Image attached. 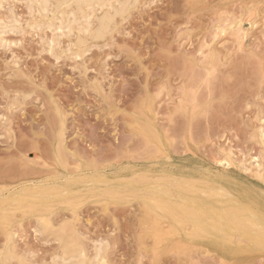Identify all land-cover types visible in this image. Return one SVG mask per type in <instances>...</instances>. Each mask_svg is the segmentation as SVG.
Instances as JSON below:
<instances>
[{"label": "rangeland", "instance_id": "obj_1", "mask_svg": "<svg viewBox=\"0 0 264 264\" xmlns=\"http://www.w3.org/2000/svg\"><path fill=\"white\" fill-rule=\"evenodd\" d=\"M30 4L0 0V254L12 235L18 259L49 263L63 232L81 236L90 256L108 245L110 264H264V247L242 231L193 239L145 206L167 191L198 209H227L233 196L264 211V181L245 170L264 160V0H142L79 58L84 19L72 25L55 4L49 14ZM96 175V188L80 181L81 192L55 197L69 179ZM197 181L227 194L178 186ZM35 190L48 202L32 204ZM22 192V203H7Z\"/></svg>", "mask_w": 264, "mask_h": 264}, {"label": "bare ground", "instance_id": "obj_2", "mask_svg": "<svg viewBox=\"0 0 264 264\" xmlns=\"http://www.w3.org/2000/svg\"><path fill=\"white\" fill-rule=\"evenodd\" d=\"M51 1L52 0H31V4L30 5L32 6V4H33V6H34V4L36 3L37 5H39V8L38 9H42L41 10L42 11L41 13H43V11H44L46 14H47V12L49 14V11L50 10H48V8H49V5L51 4ZM54 1H55L54 2V4H55V11L56 10L60 11V13L62 15V18H64V16H66V14H68V18L71 19V24L72 25H76V21L74 19L77 17V15H80L84 19L83 22H80L82 24V27L80 29H78V31L80 32V34H79L80 36L77 35L75 42H73L74 44L72 43L73 46L75 47V49L73 48L74 49L73 50V53H74L73 55H75V57H78L79 58L83 54H85V52H86L85 50H88V49L90 50V48L87 49L88 42L89 43L91 42L90 40H94V43H95V41H97V44H99L98 41H100V40L102 41V40L106 39L107 36L109 37L112 32L114 33L113 30L116 29L115 27H117L116 25L118 23L116 24V21H117L116 18H118L119 16L120 17H124V15L128 14L131 11V8H133L134 5H136V3L141 2L142 0H109V1H107V0L106 1L105 0H54ZM54 4L52 6L50 5L51 7H53L52 9H54ZM33 6H32V8H34ZM70 8L74 9V11L69 12V9ZM72 9H70V11ZM36 11H37V8H36ZM55 11H54V13L51 12V14L52 15L55 14ZM100 12H101V14H100ZM45 13H44V15H45ZM46 16L47 15H45V17ZM65 18H67V17H65ZM57 19H59V18H56L55 21ZM52 20H54V19H52ZM240 22H242V21H240ZM58 23L59 22L57 21V24H55V25H59ZM77 23H79V22H77ZM53 24H54V22H53ZM79 25H77V26H79ZM61 27L58 28V29H61ZM72 27H74V26H72ZM71 29H73V28H71ZM238 30H239L238 32H240V29H238ZM71 31L72 30H67L66 34H70V36H71V34H72ZM61 34H63V33H61ZM55 44H56V42H55ZM97 44H95V45H97ZM50 45L52 46L51 48H53V46H55L53 40H52V42H51ZM211 73H212V71H211ZM207 74H208V72H207ZM189 104H191V103L189 102ZM194 105L195 104H193V106ZM193 106H192V108H193ZM179 107H181V106L179 105ZM149 113H150V111H149ZM191 114H192V110H191ZM147 125L148 124H146V126L145 125L144 126H141V128L139 130H141L143 132H146V130L150 129V126H147ZM152 131L154 132V135H155L154 129H152ZM152 131H151V133L153 134ZM147 132L149 133L150 130L147 131ZM263 132H262V134H263ZM151 133H149V136L152 135ZM156 135H158V134H156ZM156 135H155V137H157ZM158 136H160V135H158ZM155 137H152L151 136L152 139H154ZM156 139L157 140H155V141H157L158 143L161 140V139L159 140V138H156ZM160 145H161V143L158 144V146H160ZM231 153H232V151H231ZM253 158H255V157H253ZM259 159H260V157H259ZM221 161H223V160H221ZM228 161H230V160H228ZM263 161H261V162H263ZM261 162H259V161L257 162L256 161L255 168H249V167H252L253 166V165H250V166H247L248 168H246L245 170L246 171H249V172L252 171V173H254L255 178H258L259 181L262 180L261 182H263L264 181V165ZM238 166H240V164ZM91 169H93V168H91ZM243 169H244V166H243ZM95 177H99V175H96V176H86L83 179L80 178L81 180H78L77 178H71L68 181L64 182L59 188H57L55 190V197H57L58 199H62L63 200V199H67L68 195L77 194V193L81 192V188L78 185L80 183V181L84 182L86 185L92 184L93 186H90V187L96 188L95 187V184L98 181H96V179H93ZM99 182L102 183V184H105L106 183L105 180H101ZM197 182L198 183H191V182H185L184 183V182H182V183L178 184V186H179V188L182 191L187 192V193H189V192L192 193L193 191H196V190L200 189L201 191H203V193H207L208 192V193H211L212 195L213 194H216L214 192H219V191L221 192V194H223V192L227 194L226 190H224L222 188H217V187H214V186H211L210 187L209 184H206L203 181H197ZM28 185H30V184H28ZM206 186H208L210 188L207 189ZM92 188H90V189H92ZM90 189H88V190H90ZM239 191H241V190H239ZM29 195H30V198L33 199V201L31 203L32 204H35V205L45 204L46 202H48V200H49V198L51 196L48 191H39V190H35L34 192L29 193ZM229 195L231 196V194H229ZM155 196H156V198H154L155 200H152V203L150 202V204H146L145 205V206H147V213H148V215H150L151 217H153L156 214V211L157 210H161V211H163L165 213H168L171 216L172 221H173V223L176 226H180V227H184V228H186L187 226H189L191 228V230H190V235L191 236H188V237H193V239H194L195 238L194 236H196V237L197 236H199V237L201 236V238H204L202 236H207L206 238H209L208 236H212V234L214 232L220 231V233L223 234V237L224 238H227L226 231L224 229L231 228L235 232L236 231H242V232H244V234H245L244 236H246L250 240L251 243H254V245H256L258 247H264V211L262 209H258L257 210L255 208H253L251 205L237 203V202H235L233 196H231V199L229 200V202H230L231 205L227 209H211V210H207L205 207L198 209L191 202H186V201H181L178 204H174L170 200V197H171L170 192L168 193L167 191H165V192L164 191H162V192L161 191H157L155 193ZM185 196H187V195H185ZM24 199H26V197H24L23 192H22V193H19V194H14V195H12V197H9L7 199V203L13 204V205H17V204L22 203V201ZM260 204H261V202H260ZM50 219L48 217L41 216L38 219V222H39V224L43 228L48 229V231H49V230H52V228H53V225H52V222L53 221H51ZM238 222H239V224H238ZM158 223L159 222H157V220L154 218V221H153V224H154L153 225L154 226L153 227V232L151 231L153 233L152 235H153L154 239L155 238H159L161 236V233H162V232H160V230L157 227L158 226ZM233 224L236 225V227L233 226ZM241 225H243L244 227L240 230L239 227ZM58 234H60V233H58ZM62 234H63V232H61L60 237L57 238V240L59 239L58 242L60 244L61 253H59V255H57V256L52 257V259H51V261L49 263H48V261H46L45 263H43V262L42 263L37 262L38 264H110L108 262V258H107L108 245H106V244L104 245V243L102 244V242H96L95 244L93 243L94 244L93 245V247H94V255L93 256L92 255L90 256V255L87 254V251L88 250L81 244V242H83V241H78V239L80 240L81 236H80V238H78L79 235L78 236L75 235L76 237L73 238L72 236L65 237L66 234H64V236ZM168 234H169V232H168ZM176 234H177V232L175 233V235ZM169 235H171V234H169ZM166 236H168V235H166ZM176 236H179V235H176ZM163 237H164V235H163ZM220 237H221V235H220ZM13 238L14 237H12V235H9L8 236V241L9 242H8V244L6 246L7 249L5 250V252H2L0 254V264H14V263H12L14 260H18V262L16 261L17 264H29V262H31V260L29 258H28L29 261L26 258L25 259H18L17 256L11 251V245H12V239ZM76 238H78V239H76ZM161 238H162V236L160 237L159 240H162ZM220 240L222 242L223 239H220ZM162 241H164V240H162ZM164 243H165V241H164ZM158 244H160V243H158ZM177 245H178V247H180L179 244H177ZM177 245L175 244V247ZM252 248H254L256 250V247H253L252 246ZM252 248L250 247V249H252ZM31 264H32V262H31ZM223 264H224V262H223Z\"/></svg>", "mask_w": 264, "mask_h": 264}]
</instances>
